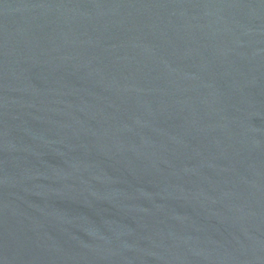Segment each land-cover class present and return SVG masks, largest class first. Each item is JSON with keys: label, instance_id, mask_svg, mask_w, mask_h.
Listing matches in <instances>:
<instances>
[{"label": "water", "instance_id": "water-1", "mask_svg": "<svg viewBox=\"0 0 264 264\" xmlns=\"http://www.w3.org/2000/svg\"><path fill=\"white\" fill-rule=\"evenodd\" d=\"M0 264H264V0H0Z\"/></svg>", "mask_w": 264, "mask_h": 264}]
</instances>
